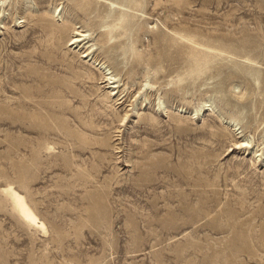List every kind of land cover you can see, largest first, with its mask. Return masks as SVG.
<instances>
[{
	"label": "rangeland",
	"instance_id": "obj_1",
	"mask_svg": "<svg viewBox=\"0 0 264 264\" xmlns=\"http://www.w3.org/2000/svg\"><path fill=\"white\" fill-rule=\"evenodd\" d=\"M0 264H264V0H0Z\"/></svg>",
	"mask_w": 264,
	"mask_h": 264
},
{
	"label": "bare ground",
	"instance_id": "obj_2",
	"mask_svg": "<svg viewBox=\"0 0 264 264\" xmlns=\"http://www.w3.org/2000/svg\"><path fill=\"white\" fill-rule=\"evenodd\" d=\"M87 32L85 31H76V35L74 38V40L72 41V43L76 42V41H80L82 37H80L81 35H86ZM71 43V44H72ZM112 76V75H111ZM110 76V78H111ZM113 81V80H112ZM248 144V143H247ZM14 197L17 198V205L19 207V210L22 211V213L24 214V216L33 221L34 223H38L39 221L37 220V216L35 215V213L33 211H31L25 204V200L23 199V197L21 196V194H19L18 192H14Z\"/></svg>",
	"mask_w": 264,
	"mask_h": 264
}]
</instances>
